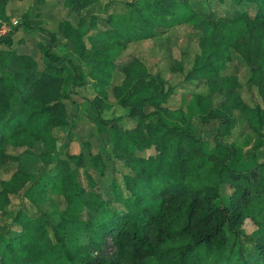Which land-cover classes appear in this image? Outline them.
I'll use <instances>...</instances> for the list:
<instances>
[{"label": "trees", "instance_id": "trees-1", "mask_svg": "<svg viewBox=\"0 0 264 264\" xmlns=\"http://www.w3.org/2000/svg\"><path fill=\"white\" fill-rule=\"evenodd\" d=\"M8 1L0 0V20ZM93 1L62 0L73 14ZM229 1L236 10L217 24L198 17L184 0L125 2L126 13L108 14L103 29L96 27L93 16L88 24L82 16L74 24L65 18L57 21V33L78 59L91 65L101 99L124 40L147 38L156 26L186 23L197 29L199 53L182 80L197 79L208 88L205 95L193 93L200 132L196 135L183 116L182 92L177 93V107H166L175 88L149 74L140 60L127 63L112 89L116 103L127 110L118 121L126 123L119 127L104 120L99 103L93 102L94 120L108 128L109 137L95 152L85 141L89 169L82 167V151H67L58 172L47 175L48 184L34 186L18 167L0 180V264H264V109L258 103L247 108L237 100L238 84L222 75L221 57L228 48L235 49L249 68V83L264 99V29L254 23H264V0ZM242 4L255 8L238 10ZM21 15L25 20L26 12ZM11 33L0 38L5 46L0 48V166L13 155L42 158L34 144L68 123L63 101L69 97L68 86L83 82L80 67L57 55L51 42L35 46L43 63L39 68L32 55L11 46ZM48 35L52 41L54 33ZM62 60L65 64L58 65ZM214 93L222 96L219 103H213ZM210 122L214 132L204 138L202 130ZM240 125L245 130L241 149L235 144ZM248 146L261 148V159L241 168L240 154ZM8 148L19 151L5 156ZM148 149L153 152L144 155ZM118 160L136 168L124 173L114 165ZM73 167L83 168L89 185L100 183L98 196H91L96 213L86 207L81 214L71 211L86 190L77 182L79 174L72 176ZM224 185L230 187L228 193L220 192ZM49 195L66 204L56 223L43 212L30 217L18 209L11 220L17 231L5 238L8 226L1 213L11 198L34 203ZM246 217L255 226L250 233L240 228Z\"/></svg>", "mask_w": 264, "mask_h": 264}, {"label": "rangeland", "instance_id": "rangeland-1", "mask_svg": "<svg viewBox=\"0 0 264 264\" xmlns=\"http://www.w3.org/2000/svg\"><path fill=\"white\" fill-rule=\"evenodd\" d=\"M132 0H96L89 3L84 7L79 14H73L62 2V0H9L4 5V20L11 22L16 20L17 24L11 30V38L13 39L12 47L18 51L26 52L36 59L39 68L43 66L40 59V53L35 48L38 44L45 45L51 42L52 50L60 57H68L74 64H77L83 73V82L81 85L69 87V97L63 101L66 104L68 123L56 130L51 131L50 135L43 138L34 144V149L43 152L42 158L33 157L28 154H21L18 157H13L18 151H12L9 148L5 151V156L11 158L3 161L0 166V180L6 179L9 174L15 169L20 168L26 171L34 186H42L48 184L49 180L47 175L56 174L59 170L60 160L65 158V152L77 155L80 151L83 153V166L86 169L90 168V161L84 154L88 151L85 146V141L89 142L90 150L95 152L96 149L108 140V128H102L94 120L95 109L93 102L99 103L100 116L112 124L119 127L125 125L126 121H118L119 117L124 116L127 112L125 108L119 106L112 91L119 84L122 77V68L127 63L134 60H140L146 70L151 75H159L165 81L166 86L175 88V95L168 98L164 105L166 107L175 108L180 104L177 93L184 94L181 110L183 116L190 122V126L196 135L200 132V124L198 118V107L194 101L193 93L205 95L208 88L203 81L191 79L188 82H183V72L186 71L192 64L194 58L199 53L198 42L200 33L194 29L190 24L181 23L170 27L156 26L153 29V34L147 38H140L137 40L123 41L121 48L117 51L113 61L115 69L111 72L109 84L105 87L104 91L106 96L101 99L103 93L95 86L96 80L90 74L91 65L75 56L74 48L69 41L64 40L62 36L57 33V21L65 18L70 20L73 24L78 17H84V21L88 24V16L95 17L96 27L99 29L104 28L103 21L108 14H124L126 13L125 2ZM182 1V0H181ZM188 6L200 18H208L211 23L224 22L236 10L235 6L229 0H224L221 3L212 1L206 2L202 0H184ZM238 10L243 8H255L253 4L240 5ZM25 11L27 16L23 20L21 12ZM25 21V22H24ZM264 29V23L258 24ZM217 24V23H216ZM23 25V26H22ZM27 25H31L30 27ZM48 32L54 33L52 41ZM93 30L90 31L92 33ZM89 33V34H90ZM0 48H5L3 44ZM87 54V53H86ZM224 63L223 76H227L230 80L231 77L237 82L236 87L237 100L247 108L252 107L253 103H258L264 109V99L260 100L259 96L254 91L253 86L248 81L249 68L241 58L240 54L233 48H228L226 54H222ZM65 62H59L58 65H64ZM182 69V72L179 70ZM263 93H264V80H263ZM213 103H219L222 96L214 93L212 96ZM117 118V121L115 120ZM215 129V123H209L203 128L202 136H210ZM239 136L235 140L237 148L241 149L244 141V126L240 125ZM244 130V131H243ZM261 132H264V125L261 127ZM228 140V138H225ZM243 142V143H242ZM210 145H206V150H209ZM153 150L143 151L144 155L151 154ZM253 155V156H252ZM262 149L258 148L255 151L251 150L250 146L240 156L242 161L239 166L245 168L252 163L260 161ZM252 156V157H251ZM110 166L113 163H109ZM74 165V164H71ZM115 167L124 173H131L135 165H129L125 160H118L115 162ZM74 172L78 173L77 182L81 183L86 189L85 192L76 197L74 204L71 205V211L75 213L82 212L83 208H88L91 212L94 211V204L92 203L91 196H98L100 192V183L98 187L89 185L82 177L83 168L77 170L72 168ZM75 180V177H74ZM230 187L221 186V193H228ZM66 207L65 202L60 196L49 195L44 198L36 199L33 203L27 198L13 197L10 203L5 205L1 213L2 219L8 226V234L5 238L11 236L17 231V228L11 224V220L16 210L22 209L24 213L32 217L43 212L46 218L51 223H56L59 219L58 213ZM96 213V212H95ZM83 214V213H82ZM99 212L97 216L103 218ZM241 230L244 233H250L255 229L253 221L250 217L244 218L241 224ZM1 246V244H0Z\"/></svg>", "mask_w": 264, "mask_h": 264}, {"label": "built area", "instance_id": "built-area-1", "mask_svg": "<svg viewBox=\"0 0 264 264\" xmlns=\"http://www.w3.org/2000/svg\"><path fill=\"white\" fill-rule=\"evenodd\" d=\"M16 24V20H12L11 22H5L0 20V38L7 35Z\"/></svg>", "mask_w": 264, "mask_h": 264}]
</instances>
